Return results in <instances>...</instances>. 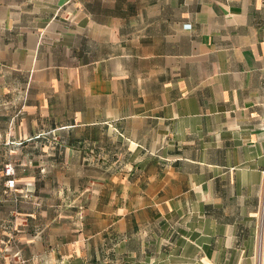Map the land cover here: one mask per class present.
<instances>
[{
	"label": "crops",
	"instance_id": "obj_1",
	"mask_svg": "<svg viewBox=\"0 0 264 264\" xmlns=\"http://www.w3.org/2000/svg\"><path fill=\"white\" fill-rule=\"evenodd\" d=\"M0 149L21 263L264 264V0H0Z\"/></svg>",
	"mask_w": 264,
	"mask_h": 264
},
{
	"label": "rangeland",
	"instance_id": "obj_2",
	"mask_svg": "<svg viewBox=\"0 0 264 264\" xmlns=\"http://www.w3.org/2000/svg\"><path fill=\"white\" fill-rule=\"evenodd\" d=\"M19 154V152L11 154L8 150L0 149V264L32 263L30 260L24 263L20 261V239L14 228V203L11 200L14 191L7 189L4 185V164L11 162L15 172H17L19 168L16 166L14 157Z\"/></svg>",
	"mask_w": 264,
	"mask_h": 264
},
{
	"label": "built area",
	"instance_id": "obj_3",
	"mask_svg": "<svg viewBox=\"0 0 264 264\" xmlns=\"http://www.w3.org/2000/svg\"><path fill=\"white\" fill-rule=\"evenodd\" d=\"M5 187L11 191H17V181L15 178V170L11 162L4 164Z\"/></svg>",
	"mask_w": 264,
	"mask_h": 264
}]
</instances>
